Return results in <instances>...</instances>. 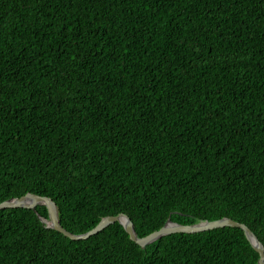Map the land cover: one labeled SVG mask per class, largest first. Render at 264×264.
I'll return each instance as SVG.
<instances>
[{
  "label": "trees",
  "instance_id": "1",
  "mask_svg": "<svg viewBox=\"0 0 264 264\" xmlns=\"http://www.w3.org/2000/svg\"><path fill=\"white\" fill-rule=\"evenodd\" d=\"M86 233L230 217L264 243V0H0V202ZM0 209V264H260L240 227L141 246Z\"/></svg>",
  "mask_w": 264,
  "mask_h": 264
},
{
  "label": "water",
  "instance_id": "2",
  "mask_svg": "<svg viewBox=\"0 0 264 264\" xmlns=\"http://www.w3.org/2000/svg\"><path fill=\"white\" fill-rule=\"evenodd\" d=\"M38 205L46 206L49 213L48 218L38 214L42 222L47 227L54 228L72 239H87L92 235L99 233L110 224L119 222L125 227L126 231L130 235V238L143 247L165 235L172 233H197L225 226L240 227L245 231L248 239L254 248L259 252V263L264 264V243L246 223L234 220L230 217H223L211 221L204 220L195 224H181L168 219L167 223L161 229L154 231L144 237H139L136 232L133 220L128 214L124 212H121L117 215H108L103 217L93 229L86 233H73L65 228L61 223L58 206L54 199L50 196L37 194L33 191H29L24 195L0 202V209L25 207L37 211Z\"/></svg>",
  "mask_w": 264,
  "mask_h": 264
}]
</instances>
